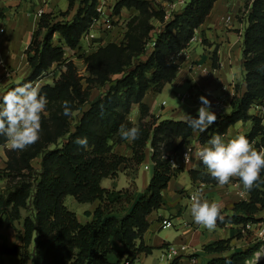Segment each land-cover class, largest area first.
Masks as SVG:
<instances>
[{
  "label": "trees",
  "instance_id": "trees-1",
  "mask_svg": "<svg viewBox=\"0 0 264 264\" xmlns=\"http://www.w3.org/2000/svg\"><path fill=\"white\" fill-rule=\"evenodd\" d=\"M216 1L187 0L180 11L166 19L164 8L149 0H116L113 14L126 9L136 15L127 22L120 44L108 43L86 56L85 78L79 76L71 61L64 59L63 53L64 47L77 48L80 36L96 16L97 0H66L65 13L76 7L70 21L53 22L46 13L39 16L33 40L24 50L29 73L19 85L34 84L51 69L59 75L52 84L40 87V94L48 99V115L42 116L39 140L23 151L5 150V167L0 170V180H4L0 190V226L4 224L16 231L20 244L0 243V264L5 256L16 257L17 264H132L140 254L151 253V248L142 243L148 217L161 207V191L180 170L169 168L163 159L165 145L178 141V148L192 138L206 145L214 134L224 137L235 124L250 122L244 136L258 150L264 149V125L261 118L249 114L253 104L264 100V0L244 3V87L231 102L228 115L218 116L206 131L199 132L188 127L186 119L155 118L142 102L147 92L159 93L174 80L179 67L172 58L187 47ZM55 34L59 46L51 44ZM212 67L218 68L215 52ZM91 88L99 90L92 100ZM239 90L237 86L236 93ZM64 101L70 104V116L63 114ZM133 105L138 106L139 112L135 125L128 120ZM76 112L79 116L72 122ZM121 125L140 129L139 138L127 145L128 158L113 151L112 140L117 144L126 141L119 135ZM82 137L88 140L87 148L75 142ZM5 143L6 137L0 136V146ZM34 160H38L37 168L32 166ZM147 162L152 164L151 176L141 194L101 186L102 180L115 179L122 165L123 170L132 167L133 184L137 168ZM187 173L192 182L218 184L202 163ZM260 180L264 181V170ZM246 192L247 201L235 203L232 214L217 222L219 226L260 222L256 216L264 214V183L258 182ZM66 197L78 204L98 202L91 221L80 224L64 205ZM112 241L120 246L119 250ZM256 250L254 247L231 252L229 240L203 248L204 252L217 255L206 264H245ZM170 264H178L177 259Z\"/></svg>",
  "mask_w": 264,
  "mask_h": 264
},
{
  "label": "crops",
  "instance_id": "crops-1",
  "mask_svg": "<svg viewBox=\"0 0 264 264\" xmlns=\"http://www.w3.org/2000/svg\"><path fill=\"white\" fill-rule=\"evenodd\" d=\"M58 1L60 0H0V11L3 14L0 18V60L2 61V66H0V97L4 95L9 87L18 86L28 76L29 67L24 50L33 40L39 15L51 13L57 5L59 6ZM236 4V0L235 5L234 2L231 3L228 0H217L204 22L195 31V42L189 45L187 57L178 56L173 61L179 67L174 80L165 85L159 93L150 91L146 93L142 102L155 118L184 121L186 116L198 114L199 107L195 103L196 100H200L201 96L210 101L211 107L216 98L222 94L226 97V107L223 114L228 115L231 112L230 101L234 98L232 87L236 81L243 77L240 44L247 25L246 19L241 22L236 20L235 16L239 9ZM123 11H126V9L120 11V17ZM226 18H229L228 22H226ZM211 52L216 53L218 68H216L214 76L208 78L196 68V65L211 67ZM222 86H225V91H222ZM176 94H189L190 99L186 103L179 100L180 106L178 107L164 109L167 106L166 101L163 98L159 100V97L171 95L173 98L174 95L176 97ZM162 102L165 103L163 107L161 106ZM138 117V106L133 105L129 113L131 124L135 125ZM230 128L228 131L231 130ZM126 143L129 144V141L127 140ZM177 145L178 141L170 142L162 148V154H169ZM6 149H9L7 142L0 146V170L5 167ZM117 149H119L118 152L114 150L116 154L126 158L130 156L127 144H123ZM196 169V167L180 169L161 191L162 205L149 215V226L142 236L143 245L151 248V253L147 255L140 254L132 264H166L161 258L168 247H173L177 251L175 259H177L178 264H206L217 255L206 253L203 248L220 240H229L231 252L245 249L233 238L237 234L235 225L219 226L217 223L214 230L201 231L202 226L194 223L189 212L190 197L194 192L202 190V199L218 203L223 217L231 215L233 205L239 202L235 191L244 190L241 181L239 178L234 177L222 187L219 184L204 185L198 181L192 182L187 172ZM119 170H123V165L119 167ZM182 174H186L188 177L189 195L185 194L182 184L178 182V178ZM119 175L123 177L126 188L128 183L126 177L121 172ZM116 179L114 181L104 179L101 181V185L106 189L110 185L109 183L114 182L119 189L124 188L118 185ZM138 179V175H136L135 183ZM149 179L143 173L139 179L141 188L136 183L138 194L145 190ZM3 186L4 180H0V190ZM182 197L187 199H182ZM64 205L75 214L77 221L84 225L91 221L92 212L98 202L78 204L73 198L66 197ZM79 205L81 208L76 209V206L79 207ZM89 205H93V208L90 209ZM86 213L89 215H86ZM162 220H170L174 226L173 231L163 233L164 230L169 228H161ZM15 227L20 230L19 224H16ZM0 243L4 246L19 245L20 236L16 231L1 224ZM112 246L116 250L120 249V246L114 241H112ZM108 258L109 260L113 259L112 256ZM3 261L17 264L16 257L5 256Z\"/></svg>",
  "mask_w": 264,
  "mask_h": 264
},
{
  "label": "clouds",
  "instance_id": "clouds-1",
  "mask_svg": "<svg viewBox=\"0 0 264 264\" xmlns=\"http://www.w3.org/2000/svg\"><path fill=\"white\" fill-rule=\"evenodd\" d=\"M200 100L198 116H186L185 123L193 131L204 132L216 122L217 116L210 110V101L206 97L201 96ZM47 105L48 99L40 94L39 85L31 82L12 88L0 97V136L6 137L9 150L23 151L39 140L42 116L48 115ZM62 107L63 114L70 116L69 102L64 101ZM119 135L124 140L135 141L140 136V129L121 125ZM75 142L83 148L88 147L86 137L77 138ZM188 153L189 150L185 153V162L189 160ZM195 155L206 168V173L221 187L234 177L239 178L243 188L249 191L258 186V182L264 183L260 180L264 170V149L255 148L244 135L225 141L220 134H214L205 146L197 148ZM189 212L194 223L209 231L215 229L218 221L224 220L220 205L202 199V190L192 194ZM262 254L259 251L255 254L254 264Z\"/></svg>",
  "mask_w": 264,
  "mask_h": 264
},
{
  "label": "rangeland",
  "instance_id": "rangeland-1",
  "mask_svg": "<svg viewBox=\"0 0 264 264\" xmlns=\"http://www.w3.org/2000/svg\"><path fill=\"white\" fill-rule=\"evenodd\" d=\"M151 2H153L154 4H159L160 6H162L165 10V13H166V17L167 19L171 16V14L175 13V12H178L180 11L184 5L186 4L187 0H184V3L181 4V3H176L180 0H149ZM229 2H234V5H235V0H228ZM237 1V8L238 11H237V14L235 16L236 20L237 21H242V20H245V16L243 15V9H244V3L246 2V0H236ZM238 2H240V4H238ZM59 3V6L57 5L50 14L51 16V20L53 22H66V21H70L71 18L73 17L74 13H75V8L74 7L72 10H70L68 13H65L66 12V6H67V2L66 0H60L58 1ZM114 4V3H113ZM9 13V12H8ZM65 14V15H64ZM136 15V13L132 10H126V11H123V13L121 14V17L119 15V18L117 21H115L112 26V30L110 33L106 34L105 36H103V40L99 39L101 38L100 36L97 35V42L95 43V46L96 48L100 47V46H104L108 43H115V44H120L123 40V36H124V33L126 31V24L127 22L132 18V16ZM155 26H158L157 23H155V21L153 22ZM158 29V28H156ZM194 38H195V32H194ZM98 40H100L98 42ZM199 41V40H198ZM195 42V40L193 41ZM193 42H190L193 43ZM242 42V41H241ZM99 43V44H98ZM51 44L52 45H58L60 44V41H59V37L57 34H55L51 40ZM189 44V45H190ZM61 45V44H60ZM241 45V44H240ZM210 59L212 60V52L210 53ZM63 57L64 59H70L72 60L71 62L74 64V66L76 67L77 69V72L79 74V76H81L82 78H85L87 77V69H86V62H85V56L83 55H80L78 52H74V51H69V50H65L64 53H63ZM59 75V72L57 70H49L48 73H46L38 82H35L34 85L38 84L39 85V88L43 85H46V84H52V82L58 77ZM242 77L241 79H239V81H236L235 84L233 85V93H234V98L230 101V103L232 101H234V99L237 97V96H240V93L243 91V82H242ZM82 84H83V87L85 88L86 87V83H84V81L82 80ZM15 85L9 87V88H12L14 87ZM237 86H240V90H239V93H236L235 91V88ZM8 88V89H9ZM7 89V90H8ZM6 90V91H7ZM176 93H179V92H176ZM5 94V93H4ZM99 94V90L98 89H95V88H91L90 90V100H92L93 98H95L97 95ZM164 99L166 101V104L167 106L164 107V109H167V107H178L180 106V102H179V99L177 97H174L172 98L171 95H163L161 97H159V100L161 99ZM187 101H185L186 103ZM79 114L76 112L73 114V117H72V122L77 120ZM192 116V115H191ZM128 120H129V115H128ZM261 121H262V124L264 125V118H261ZM130 122V121H129ZM131 123V122H130ZM251 127V123L250 122H246V123H237L235 124L233 127H231L230 131H228L226 133V135L223 137L225 139V141L227 140H230L238 135H244L246 134L249 129ZM113 141V151L116 150L118 152V150L120 149H117L119 146L123 145V144H127L126 141L125 142H122V143H116ZM130 143V141H129ZM253 144V143H252ZM128 147V146H127ZM123 150V149H122ZM37 165H38V160H34L32 162V166L34 168H37ZM146 165L149 167V170L148 171H144L143 170V166H139L137 168V173L136 175H138V178L140 179L141 176L143 175V173L146 174L147 177L150 178V173H151V170H152V164L150 162H147ZM198 167V165L196 166V168ZM132 167H127L126 170H119L118 173H117V183L118 185L124 187V188H120L117 187V185L112 182V183H109L110 185L107 186L106 189L108 190H125V189H128V190H135L136 193H137V189H136V183L138 185V187L141 188V183H140V180L138 179V181L135 183V180H134V183L132 184V181H131V177H132ZM123 173L124 177H126L128 183H127V186L125 188V182L123 180V177L122 176H118L119 173ZM135 175V177H136ZM115 179H112V181H114ZM111 180V179H110ZM149 181V180H148ZM178 182L182 184L183 186V191L185 192L186 195H189L190 194V191H189V180H188V177L186 174H182L179 178H178ZM133 185V186H132ZM102 186V185H101ZM4 187V186H3ZM182 199H187V198H183ZM214 202V201H212ZM90 209L93 208V205H89ZM81 206L79 205V207L76 206V209H80ZM81 215V214H80ZM256 219L260 220V224H261V228L264 230V214L260 213L256 216ZM174 229V226L173 227H170L169 229L167 230H164L163 233H169L170 231H173ZM206 230V228H204L203 226L201 227V231H204ZM237 234L234 235V239H235V242H239V244L241 245V247H245V249H248V248H257V251H258V248L260 246L261 243L257 242L256 239L252 238L251 237V234L252 233H246L244 235L243 234H240L238 233V230L235 229ZM3 264H12L10 261H3ZM167 264V263H166Z\"/></svg>",
  "mask_w": 264,
  "mask_h": 264
},
{
  "label": "built area",
  "instance_id": "built-area-1",
  "mask_svg": "<svg viewBox=\"0 0 264 264\" xmlns=\"http://www.w3.org/2000/svg\"><path fill=\"white\" fill-rule=\"evenodd\" d=\"M250 1H253V0H250ZM115 2L116 0H97L96 4L94 5V12L96 16L92 18L87 30L80 36L77 48L74 50H69L68 48L64 47V51L65 50L74 51V52L76 51L80 55H83L85 57L93 53L94 51H96L99 48V47L96 48L95 46V43L97 42V35L101 37L99 38L100 40L101 39L103 40V36L111 32L113 28L112 24L115 21H117L119 18L120 13L118 15L113 14ZM176 3L183 4L184 0H180ZM228 21H229V18H226V22ZM100 40H98V42ZM194 40L195 38L193 36L190 42H193ZM189 44L178 55L174 56L172 58V61L176 60L178 56H182L186 58L188 55L187 50H188ZM67 60L72 61L70 59H67ZM0 66H2L1 60H0ZM196 68L200 70L203 74H205V76L208 78L214 76V73L216 71V68H213L212 66L205 67L201 65H196ZM221 89L222 91H225L226 88L225 86H222ZM176 97L180 101H183V102L188 101L190 99L189 94H176ZM201 103H202L201 100H196L195 105L200 107ZM164 105L165 103L162 102L161 106L163 107ZM225 107H226V97L222 94L221 96L216 98L213 105L210 107V110L213 111L218 117V116L224 115L223 111ZM249 114L257 118H264V100H261L260 102L253 104L250 107ZM201 146H205V145L200 144L195 139H190L186 141L185 143H183L178 148L171 150L169 154L163 155V159L166 161L169 168L173 170L182 169L185 167H196L197 165L201 164V161L198 159L195 153H196L197 148ZM188 150H189V153H188L189 160L185 162L184 156ZM172 163H175L176 166H173ZM143 169L145 171H148L149 167L146 164H144ZM235 194L237 198L239 199V202H244V201H247L248 199V194L245 189L236 190ZM190 200H191V197H190ZM170 227H173V224L170 220L161 221V228H170ZM235 228L238 230V233L243 234V235L246 233H252L251 237L256 239L257 242L261 243L258 248V251L261 253H264V230L261 228L260 222L258 223L248 222L246 224L235 225ZM258 251L256 250L253 253L252 257L248 259L247 261H245V264H254L255 254ZM176 256H177V251L175 250V248L168 247L166 248V251L162 255L161 259L164 260L165 263L170 264L175 260ZM257 264H264V254L260 256V259L257 262Z\"/></svg>",
  "mask_w": 264,
  "mask_h": 264
}]
</instances>
